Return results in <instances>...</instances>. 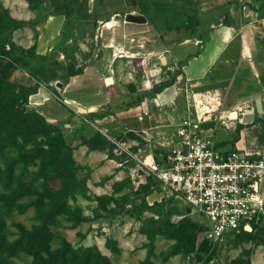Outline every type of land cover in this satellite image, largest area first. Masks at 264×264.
I'll list each match as a JSON object with an SVG mask.
<instances>
[{
	"label": "rangeland",
	"instance_id": "rangeland-1",
	"mask_svg": "<svg viewBox=\"0 0 264 264\" xmlns=\"http://www.w3.org/2000/svg\"><path fill=\"white\" fill-rule=\"evenodd\" d=\"M144 1L88 0L89 20L81 21L73 17L66 23L63 15H52V6L48 0H34L40 4L37 10L31 7L29 0H0V13L6 11L11 18L26 23L12 33L13 43L24 52L34 49L38 56L49 59L46 64L36 60L31 64L34 67L31 71L9 69V79L15 85L36 89V93L22 99L23 105L19 104L17 108L21 112L41 114L46 122L60 128L67 146H77L71 153V166L75 169V176L83 182L86 189L84 196L74 194L66 201L69 211H80L84 220L71 228V222L60 215L58 225L50 226L55 235L51 249L58 252L59 239L63 238L77 251L95 247L108 259V264H140L146 256L147 248L152 244L155 256L150 260L153 264H264V225L253 231V237L248 240L236 241L237 239L232 237L218 246L207 245L208 248L203 249L199 246L202 240L200 236L193 247L179 249V252L169 257L166 262L158 257L161 252L175 246L174 239H169L159 231L163 230V227L169 230V226H178L186 211L162 199L154 189H141L140 184L144 183L142 166L132 170V162H129V159H134L131 156L133 151L140 159L149 151L155 153L164 141L171 145L174 134L162 131L165 129L161 128L150 130L148 135L142 134L139 129L128 127V130L127 124L134 119L133 114L125 112L132 106H138L146 97L154 96L156 86L169 83L177 71L162 74L163 78L158 83L153 81L151 88H147L143 84L145 71L151 67L154 69V66L159 64L158 59L143 55L142 59L116 61L113 53L104 49L111 43L126 46L140 44V30L125 31V16H142L139 6ZM169 1L191 10V19L181 25L176 22V11L163 15L161 12L157 13L150 19L149 26L153 27L152 31L160 37L162 33L174 31L183 39L198 37L204 40L207 33L218 25H234L237 29L241 24V21H238L240 12L236 0ZM29 22H35L36 25H29ZM40 64H43L42 67L46 70L43 77L37 75L34 70L41 67ZM109 65L114 67L112 75L122 84L123 91L114 92V89L108 87L104 94L119 96L122 92L127 98L121 99L115 108L108 105L98 108L95 112L80 114L79 97L84 100L93 98L94 82L100 86L102 84L101 79L97 80L96 76L104 74L105 70L110 68ZM52 69L56 77L54 80H48V71ZM85 69L90 70L87 82L79 86V75L72 77L69 74ZM109 75L111 76V73L102 76ZM47 76L49 77L46 79ZM214 91L211 90L205 95L218 100L226 97L224 88H220L216 93ZM70 99H74V102L68 101ZM222 99L219 100L221 105L211 111L210 108L215 105L214 101H204V105L210 107L206 108L199 101V97L197 98L199 106H203V112L211 111L209 118L211 124L216 127V142L225 141L235 147L240 141L244 150L264 153V102L263 113H255V120L239 131L238 116L233 120L227 119V113L223 112L227 109ZM253 105L255 107V102L251 104ZM232 111L237 113V110ZM96 134H100L108 142L119 143V146L115 145L112 151L108 146H104L105 150L102 151L91 150L84 142ZM36 141H42L40 136L36 137ZM113 156L128 158L129 161L119 165ZM3 161L4 158L0 161V167H3ZM29 170L35 172L37 167L30 166ZM47 182L54 189L60 188L57 179H48ZM121 182H126L127 185L117 192L116 186ZM124 197L126 200L121 201ZM13 213L12 217L6 218L8 229L12 232H16L14 222L21 223L28 229L36 223L33 207H29L23 214ZM199 219L198 222L201 223L202 219ZM13 238L15 235L9 236L8 240ZM111 248L117 249L118 253L112 252ZM1 264H32V261L31 257L20 253L17 257L1 260Z\"/></svg>",
	"mask_w": 264,
	"mask_h": 264
},
{
	"label": "trees",
	"instance_id": "trees-1",
	"mask_svg": "<svg viewBox=\"0 0 264 264\" xmlns=\"http://www.w3.org/2000/svg\"><path fill=\"white\" fill-rule=\"evenodd\" d=\"M48 1L52 6V15H63L67 20L66 23L70 22L73 17L81 21L89 20L88 0ZM29 2L32 8L39 9L40 4L38 2H34V0H29ZM139 11L146 18L148 24L150 19L152 20L159 12L163 15L170 11H176L179 19L176 22L181 25L186 24L191 19L189 16L191 10L169 0H145L144 3L140 4ZM25 24V22L11 18L6 11L0 13V161L4 158V165L0 167V264L1 260L17 257L20 253L31 257L32 264H108V259L101 255L95 247L77 251L63 238L59 239L58 248L60 249L58 252L51 249V242L55 235L50 230V226L58 225L57 221L60 215L71 222V228L84 220L80 211H69L66 201L74 194L84 196L86 189L83 182L75 176V169L71 166L73 163L71 153L77 146L73 148L67 146L64 143L60 128L46 122L41 114L21 112L17 108L19 104L23 105L21 100L36 93V89L15 85L9 79L11 71L9 69L20 68L31 71L34 68L31 64L36 60L43 61V64L48 63L49 60L38 56L34 49L24 52L13 43L12 33ZM28 24L36 25L35 22ZM42 66L34 69L38 73L37 75H44L46 70ZM82 73L81 70L74 71L69 76L74 77ZM48 74L50 76L48 80L55 79L54 69L48 71ZM49 76L45 78L47 79ZM174 79L175 76L169 83L156 86L154 93L161 91ZM245 126L239 123L237 130L240 131ZM37 136H40L41 142L36 141ZM84 143L91 150L102 151L105 150L104 146H108L110 151L115 149V144L108 142L100 134L90 137ZM27 145L30 147H26ZM43 145L46 148H43ZM231 148L234 149L235 147L231 146ZM159 154H165V152L156 151L155 160L157 161ZM112 158H115L121 165L130 160L129 162H132L130 168L137 167V163L133 159L128 160V158L124 159L119 156ZM30 166H36L37 170L31 172ZM143 176L145 180L144 183L140 184L142 185L141 189L151 188L158 192L155 180L150 175ZM40 178L41 180H39ZM48 179L59 180L60 188L51 187L47 182ZM117 185L116 191L118 192L127 183L121 182ZM163 199L183 208L186 214L178 226L175 228L169 226V230L173 231L166 230L164 227L163 230L159 231L169 239L175 240V246L158 255L162 261L166 262L169 257L176 255L179 249L184 250L193 247L200 236H202V240L199 246H202L203 249H207V245L210 247L220 245L204 239L206 228L190 215L189 207L174 203L172 198L163 197ZM125 200L124 197L121 201ZM29 207L34 208L33 218L36 223L28 229L23 224L14 222L16 232L10 231L6 224V218L12 217L13 212L23 214ZM262 225H264L263 218L258 222L252 221L251 231L241 229L238 233L230 234L226 240L232 237L237 239L236 241L248 240V238L253 237L252 232L263 227ZM12 235H15V238L9 241L8 238ZM111 251L118 253L117 249L111 248ZM152 256L155 255L151 244L140 264H153L150 260Z\"/></svg>",
	"mask_w": 264,
	"mask_h": 264
},
{
	"label": "crops",
	"instance_id": "crops-1",
	"mask_svg": "<svg viewBox=\"0 0 264 264\" xmlns=\"http://www.w3.org/2000/svg\"><path fill=\"white\" fill-rule=\"evenodd\" d=\"M236 5L240 12V20H238L241 21L240 26L236 29L234 25H218L207 33L204 40L198 37L183 39L174 31L162 33L160 37L155 31H152L151 28L153 27L149 26L147 20L142 24L125 23V31L140 30L138 39L140 44L126 46L111 43L104 49H107L109 53H114L112 48L114 46L117 50L133 55L132 59H142L143 55H147V57L153 56L156 60L158 59L159 64L157 63L158 65L154 66V69L151 67L148 68L147 72L145 71L143 84L146 81L148 84H144V86L151 88L153 81L158 83L163 78L162 74H166L168 71H177L171 84L158 93H154V96L146 97L138 106H132L128 112H125L129 115L133 114L134 119V121L129 119L126 129L128 127L139 129L142 134L148 135L150 130L161 128L165 129L162 131H169L171 132L170 134H175L180 120L186 115L194 113L193 107L195 102L198 101V97L201 104L206 107L208 106L204 105V101L207 103L215 102L212 108L208 107L211 111L221 105L219 100L222 98L218 100L205 95L211 90H215L214 93H216L220 88L225 90L226 97L222 100L227 109L223 112L227 114H230L232 110L238 111L239 109H242V112L253 110L255 113V107L254 105L251 106V104H254L258 97L261 98L263 109L264 0H253L250 2L247 14H244L243 10L240 9L237 0ZM154 41L156 42L154 43ZM132 59H125V61ZM119 60H124V58L116 61ZM112 64H114V61H112ZM109 66L110 68L106 69L104 74L95 75L97 80L101 79L102 84L100 86L96 81L94 82L93 98L84 100L79 97L80 114L89 112L90 107L93 108L92 112L108 105L115 108V105L119 104L118 102H121V99L127 98V95H123L122 92L119 96L104 94L108 87L109 89H114V92L123 91L122 84L112 75L114 67L112 65ZM89 73L90 70L85 69L79 75V86L81 83L87 82L86 78ZM106 73H111L109 77L113 79L109 85L105 82L108 77L102 76ZM229 95L231 96L228 97ZM68 101L74 102V99ZM81 108L84 109V112L80 111ZM144 110L151 113V117L138 120V115ZM158 118L159 121H157ZM209 124L212 125L211 122ZM166 139L169 140V138ZM171 140L173 143L176 142V136L174 135ZM217 142L221 147L232 146L225 141ZM173 143L168 145L164 141L160 143L161 148L159 150L166 153ZM240 145V141H238L235 147L245 149ZM134 152L131 156L134 157L133 160L136 161L137 167L145 157L152 155L155 158L156 153L149 151L139 159ZM131 169L133 170V168ZM156 194L162 197L160 193L156 192Z\"/></svg>",
	"mask_w": 264,
	"mask_h": 264
},
{
	"label": "built area",
	"instance_id": "built-area-1",
	"mask_svg": "<svg viewBox=\"0 0 264 264\" xmlns=\"http://www.w3.org/2000/svg\"><path fill=\"white\" fill-rule=\"evenodd\" d=\"M252 1L237 0L241 10ZM113 56L132 59L133 55L116 49ZM202 108L195 102L194 113L180 120L176 142L159 154L158 161L150 155L140 165L144 175L155 180L162 197L189 207L194 219H202L204 239L222 244L230 234L251 231L252 221L264 219V153L219 146L216 127L209 125L211 111ZM246 113L237 111L240 123ZM145 117L151 113L142 111L138 120ZM226 117L230 119V114Z\"/></svg>",
	"mask_w": 264,
	"mask_h": 264
},
{
	"label": "water",
	"instance_id": "water-1",
	"mask_svg": "<svg viewBox=\"0 0 264 264\" xmlns=\"http://www.w3.org/2000/svg\"><path fill=\"white\" fill-rule=\"evenodd\" d=\"M247 12H249V7H245L243 9V13L244 14H247ZM125 22L135 23V24H142V23L146 22V18L143 17V16H137V15H134V14H127L125 16ZM110 80L112 82L111 77L106 78L105 82L107 83ZM58 85H61V84L58 83ZM255 113L258 114V115L263 113L262 102H261V98H259V97L256 98V100H255ZM255 113H254L253 110H248L247 113L242 118V123L243 124H250L252 122L253 118H254Z\"/></svg>",
	"mask_w": 264,
	"mask_h": 264
},
{
	"label": "bare ground",
	"instance_id": "bare-ground-1",
	"mask_svg": "<svg viewBox=\"0 0 264 264\" xmlns=\"http://www.w3.org/2000/svg\"><path fill=\"white\" fill-rule=\"evenodd\" d=\"M109 78V77H108ZM112 79V78H111ZM112 81H113V79H112ZM111 83V80L110 81H108L106 84L107 85H109ZM207 108V107H206ZM92 110H93V108H89V112H92ZM80 111L81 112H84V109H80ZM205 112V111H204ZM230 118H231V120H233V119H236L237 118V113L235 112V111H230ZM248 230H249V228H247Z\"/></svg>",
	"mask_w": 264,
	"mask_h": 264
}]
</instances>
